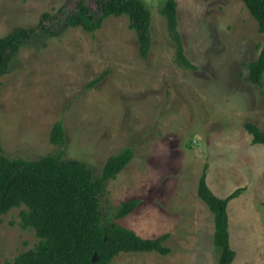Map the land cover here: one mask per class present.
Masks as SVG:
<instances>
[{
    "label": "rangeland",
    "instance_id": "obj_1",
    "mask_svg": "<svg viewBox=\"0 0 264 264\" xmlns=\"http://www.w3.org/2000/svg\"><path fill=\"white\" fill-rule=\"evenodd\" d=\"M77 1L0 0V36L51 14L48 31L22 46L0 76L3 154L37 159L56 152L49 131L59 119L63 159L84 162L93 178L108 156L133 149L99 194L102 223L149 238L168 233L170 252H121L108 264H217L213 214L197 195L206 164L217 196L242 187L227 205L230 264H264V146L252 144L244 128L252 121L264 129V77L262 86L252 84L247 67L263 44L257 21L241 0H176L184 54L195 65L188 68L177 62L160 13L165 0H142L150 12L146 57L126 15L106 17L93 33L64 26ZM84 3L99 12L96 0ZM128 198L140 202L114 218ZM21 208L0 214V264H13L38 241L33 228L20 226Z\"/></svg>",
    "mask_w": 264,
    "mask_h": 264
},
{
    "label": "trees",
    "instance_id": "obj_2",
    "mask_svg": "<svg viewBox=\"0 0 264 264\" xmlns=\"http://www.w3.org/2000/svg\"><path fill=\"white\" fill-rule=\"evenodd\" d=\"M258 24L263 34V44L256 59L247 63L248 79L258 86L264 77V0H241ZM99 12L90 13L84 0H78L75 11L67 15L64 26L81 25L93 33L108 16L126 15L128 24L136 33L139 54L146 57L151 46L150 12L142 0H96ZM177 1L165 0L160 13L165 17L170 36L176 43L177 62L195 68L184 54L178 31ZM51 17L43 12L35 27L15 26L0 36V76L7 70L10 61L25 44L34 42L38 32H45V24ZM53 34V33H52ZM103 73L90 81L92 86ZM245 130L252 143L264 146V129L255 122L246 121ZM65 129L61 119L55 121L49 131V141L58 146L56 152L37 159L7 157L0 143V214L11 208L19 210V224L34 229L38 241L27 250L13 257V264H108L121 252H156L168 254L164 244L168 233L156 237H143L133 229L110 220L102 223L99 194L105 182L113 179L132 159L133 149L123 147L108 156L101 174L93 178L84 162L63 159L61 147ZM205 164L197 183V195L213 214V241L219 249L217 264H230L235 257L228 230L227 205L237 197L242 187H237L225 197L217 196L206 181ZM138 198L122 200L116 207L114 218L133 212Z\"/></svg>",
    "mask_w": 264,
    "mask_h": 264
},
{
    "label": "crops",
    "instance_id": "obj_3",
    "mask_svg": "<svg viewBox=\"0 0 264 264\" xmlns=\"http://www.w3.org/2000/svg\"><path fill=\"white\" fill-rule=\"evenodd\" d=\"M252 143V142H251ZM253 144V143H252Z\"/></svg>",
    "mask_w": 264,
    "mask_h": 264
}]
</instances>
